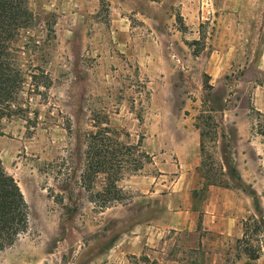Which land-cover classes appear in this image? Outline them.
<instances>
[{
    "label": "rangeland",
    "instance_id": "rangeland-1",
    "mask_svg": "<svg viewBox=\"0 0 264 264\" xmlns=\"http://www.w3.org/2000/svg\"><path fill=\"white\" fill-rule=\"evenodd\" d=\"M26 1L34 22L10 43L22 112L5 110L0 158L29 226L0 264H264V152L239 141L264 136L252 101L264 87V0ZM95 126L118 128L131 150L114 159L129 167L116 169L123 200L109 207L110 176L88 171ZM206 173L217 188L263 192L258 221L247 214L228 236L234 211Z\"/></svg>",
    "mask_w": 264,
    "mask_h": 264
},
{
    "label": "trees",
    "instance_id": "trees-1",
    "mask_svg": "<svg viewBox=\"0 0 264 264\" xmlns=\"http://www.w3.org/2000/svg\"><path fill=\"white\" fill-rule=\"evenodd\" d=\"M26 3V0H0V135L2 131L1 121L5 116V110L17 114L22 112L20 99L25 79L18 64V51L10 43L13 42L14 44L20 38L21 30L29 28L34 22L35 16ZM41 43L42 41L37 39L28 38L26 47L29 45V47L37 48ZM13 51L16 54L11 53ZM23 53L27 55L28 52L23 51ZM32 79H36V77L32 76ZM34 81L37 85L36 89H38L40 84L37 80ZM13 109L15 111H12ZM95 127L97 130L89 132L87 137L88 158L97 160V162L96 166L90 165L88 171L96 168V174L110 176L111 185L104 194L105 204H108L107 207H109V205L113 206L123 200L121 193L114 185L115 171L118 168L129 167V161H123V159L116 161L114 159L123 155L122 151L126 152V155H130L131 150L127 146L120 149L119 139L122 137V133L118 128L111 126ZM108 155H111V160H108ZM141 158L138 170H141L145 165L148 154L142 151ZM100 160H105V162L102 163ZM204 180L208 186L218 185L210 181L207 173L204 174ZM28 211L21 188L16 180L7 173L0 158V251L12 247L22 235L27 233L29 226ZM246 238L247 235L244 236V239Z\"/></svg>",
    "mask_w": 264,
    "mask_h": 264
},
{
    "label": "crops",
    "instance_id": "crops-1",
    "mask_svg": "<svg viewBox=\"0 0 264 264\" xmlns=\"http://www.w3.org/2000/svg\"><path fill=\"white\" fill-rule=\"evenodd\" d=\"M219 61H221L222 64H228L229 61H231L230 57L228 58H218ZM212 61H214V59H212ZM253 106L255 107V110L259 113H264V87L258 86L257 88H255V91L253 93ZM224 113H227V111H224ZM251 110H248L246 112V118H247V122H248V127L249 129L252 128L253 126V118L251 116ZM225 114H224V119H225ZM235 121L236 123H234L235 127L240 130L241 129V121H240V117L236 116L235 117ZM250 130L248 133V136L246 137H239V141L241 142H245L246 144H248L249 146H251L250 149H252V151H254L255 153H262L264 152V136H259V137H251L250 136ZM227 143H232V141H229ZM252 182V180L250 181ZM210 188L212 189V191H220V193H222L224 200L226 203H224V206L227 208H230L232 211H234V213L228 217L227 221H228V227L226 230V233L228 236H235L236 232H237V223H238V219L239 218H243L245 219L247 214L253 213L254 216L252 217L253 221H258V219L260 218V216L257 214V200L260 198L258 195H260V190L256 188V186H248L246 188L249 189V195L247 196H242L240 194V192H244L243 189L239 188L237 190H232V189H228V188H217L216 186H210ZM251 192H254V194H252ZM263 193V192H262ZM261 193V194H262ZM229 204V206H228ZM264 205V204H263ZM229 211V210H228ZM210 216H212V218L215 220L220 219V216H225V214H222L221 211H212V213L210 214ZM245 236V233L244 235Z\"/></svg>",
    "mask_w": 264,
    "mask_h": 264
}]
</instances>
